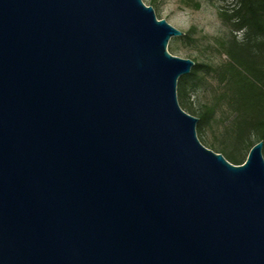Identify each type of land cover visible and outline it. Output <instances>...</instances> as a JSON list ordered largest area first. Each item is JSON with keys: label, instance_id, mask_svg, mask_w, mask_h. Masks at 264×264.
Instances as JSON below:
<instances>
[{"label": "water", "instance_id": "1", "mask_svg": "<svg viewBox=\"0 0 264 264\" xmlns=\"http://www.w3.org/2000/svg\"><path fill=\"white\" fill-rule=\"evenodd\" d=\"M181 35L142 0H0V264H264L263 140L200 142Z\"/></svg>", "mask_w": 264, "mask_h": 264}, {"label": "trees", "instance_id": "2", "mask_svg": "<svg viewBox=\"0 0 264 264\" xmlns=\"http://www.w3.org/2000/svg\"><path fill=\"white\" fill-rule=\"evenodd\" d=\"M198 6L196 2L195 7ZM219 16L229 28L228 37L222 43L227 62L221 68L194 62L190 72L177 80V99L181 108L193 111L190 104L186 106L185 98L197 86L198 72L217 73L219 81L224 83L222 95H227L230 109L235 112L224 126L223 135L230 138L238 151L245 136L252 132L264 139V0H233V6L220 10ZM239 32L241 37L237 38ZM214 109L215 104L201 109L196 130L201 132L211 123ZM252 145L246 147L250 149ZM227 155L225 158L234 164L245 160L235 154Z\"/></svg>", "mask_w": 264, "mask_h": 264}, {"label": "rangeland", "instance_id": "3", "mask_svg": "<svg viewBox=\"0 0 264 264\" xmlns=\"http://www.w3.org/2000/svg\"><path fill=\"white\" fill-rule=\"evenodd\" d=\"M145 5L152 6L158 19H165L170 25L181 30L185 38L173 36L170 38L167 50L178 57L189 58L194 62H203L216 68H221L228 60L222 43L228 37L229 28L219 16L220 10L230 9L233 0H142ZM198 2L199 6L195 7ZM241 33H237V38ZM197 86L190 90L185 98L186 106L191 105L193 111L184 110L198 118L201 109L215 104L213 118L203 130H196L197 137L206 147L215 152L223 149L227 154L246 158L248 144H254L259 138L255 133L245 136L244 142L235 150L234 143L223 135V128L234 117L230 109L227 95L224 93V83L220 82L217 73L206 74L198 72ZM264 158V144L262 148ZM230 161V160H229Z\"/></svg>", "mask_w": 264, "mask_h": 264}]
</instances>
